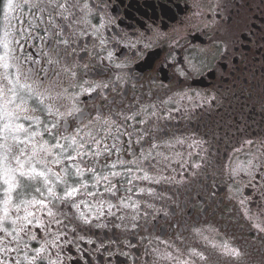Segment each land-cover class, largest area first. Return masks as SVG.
I'll return each instance as SVG.
<instances>
[{
	"label": "flooded vegetation",
	"instance_id": "obj_1",
	"mask_svg": "<svg viewBox=\"0 0 264 264\" xmlns=\"http://www.w3.org/2000/svg\"><path fill=\"white\" fill-rule=\"evenodd\" d=\"M15 3L0 264H264V0Z\"/></svg>",
	"mask_w": 264,
	"mask_h": 264
},
{
	"label": "snow or ice",
	"instance_id": "obj_2",
	"mask_svg": "<svg viewBox=\"0 0 264 264\" xmlns=\"http://www.w3.org/2000/svg\"><path fill=\"white\" fill-rule=\"evenodd\" d=\"M3 8H4L5 17L7 18V16L9 14L13 13L14 10L18 8V5L15 3V0H6V2L3 5ZM5 36H7V33H5ZM4 47L7 48V43L4 44ZM5 115L8 117H11L12 114L5 112ZM10 129H11V125H9V124L4 125L3 130H10ZM16 130L17 131L22 130V126L17 125ZM13 139H15V137H13ZM69 147H71V146L69 145ZM35 155H36V153H33L34 157H35ZM78 155H79V153H78ZM96 155H99V153H96ZM67 159L73 160L74 158L69 155L67 157ZM18 163H19V161H18ZM38 163H43V161H40ZM56 163H60V161L57 160ZM23 167H24V165L21 164L20 168H23ZM17 171H19V169L4 166L2 178H3L4 184L7 185V188L5 189L6 192H11L14 187H17V182H16L17 178L14 175V173ZM89 171H91V169H89ZM76 175H78V176L82 175V172L79 168H77ZM113 175H119V173H113ZM44 176H45V172H43V171L37 172L35 168H30L28 173H26L24 171H19V178L21 180L27 179L28 181H31V180L37 179L38 177H44ZM105 179H106V177H105ZM45 183H47V181H45ZM37 191H39V189H37ZM48 192L51 193L52 195H55V193H53V190L51 187L48 188ZM76 193H77L76 188L69 187L68 190L65 191V193H64V198H71L74 195H76ZM88 195H92V193H88ZM5 202L7 203V201H5ZM38 203L43 205L45 202L43 200H40V201H38ZM85 222H87V221L85 220Z\"/></svg>",
	"mask_w": 264,
	"mask_h": 264
},
{
	"label": "rangeland",
	"instance_id": "obj_3",
	"mask_svg": "<svg viewBox=\"0 0 264 264\" xmlns=\"http://www.w3.org/2000/svg\"><path fill=\"white\" fill-rule=\"evenodd\" d=\"M3 109H4V105L0 103V130H2V128L4 127L3 121L1 119L4 120L6 118V115H5V112H3ZM2 163H3V160L0 157V168L2 167Z\"/></svg>",
	"mask_w": 264,
	"mask_h": 264
},
{
	"label": "trees",
	"instance_id": "obj_4",
	"mask_svg": "<svg viewBox=\"0 0 264 264\" xmlns=\"http://www.w3.org/2000/svg\"><path fill=\"white\" fill-rule=\"evenodd\" d=\"M2 5H3V0H0V17H1V13H2Z\"/></svg>",
	"mask_w": 264,
	"mask_h": 264
}]
</instances>
